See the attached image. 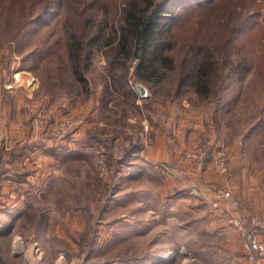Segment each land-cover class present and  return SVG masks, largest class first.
Returning <instances> with one entry per match:
<instances>
[{"label":"rangeland","instance_id":"rangeland-1","mask_svg":"<svg viewBox=\"0 0 264 264\" xmlns=\"http://www.w3.org/2000/svg\"><path fill=\"white\" fill-rule=\"evenodd\" d=\"M126 1L104 0L99 11L91 0H6L0 8V93L20 101L0 106V264L237 263L234 251L221 253L219 238L233 234L219 222L240 204L212 202L216 189L239 198L235 184L220 180L243 161L264 173V0L189 9L161 85L140 82L136 61L126 86L115 85L121 70L110 68L108 47L95 49L86 81L78 80L68 35H84L92 15L95 26L119 24ZM43 14L50 22L38 27ZM233 43L241 62L230 79L176 97L185 57L205 47L223 56ZM195 111L205 128L190 140ZM162 143L169 158L151 160ZM222 152L226 172L217 165Z\"/></svg>","mask_w":264,"mask_h":264},{"label":"trees","instance_id":"trees-1","mask_svg":"<svg viewBox=\"0 0 264 264\" xmlns=\"http://www.w3.org/2000/svg\"><path fill=\"white\" fill-rule=\"evenodd\" d=\"M5 1L0 0V8L5 4ZM102 1L104 0H91L89 5L91 8L96 6L99 11V8L102 9L104 4ZM218 1L127 0L123 6L119 24L111 26H108V23L102 24V22L95 26V17L92 15L91 20H87L92 24H86L87 29L85 30L87 31L84 35L74 32L67 37L68 61L71 62L75 71L74 75L78 80L86 81L83 73L91 66L95 49L108 47L110 50L106 53V58L110 68L121 70L120 76L116 75L114 78L115 85L120 83L122 87L126 86L128 72L134 61H136L134 72L140 82L152 87L161 85L174 67L171 53L176 47L175 39L178 31L176 27L183 16L196 5L211 8L217 6ZM45 14L33 23L38 27L49 24L51 18ZM106 28L110 31L105 34ZM234 30L235 28H233V32ZM236 45L233 43L227 46L223 56H217L211 48L205 47L193 58L185 57L181 62L182 69L178 77L176 97L183 96L189 90L202 96L209 90L211 81L218 78H221V81L230 79L235 73L232 64L236 65L241 62L237 63L236 60H233V51ZM216 100H219L218 95H216Z\"/></svg>","mask_w":264,"mask_h":264},{"label":"crops","instance_id":"crops-1","mask_svg":"<svg viewBox=\"0 0 264 264\" xmlns=\"http://www.w3.org/2000/svg\"><path fill=\"white\" fill-rule=\"evenodd\" d=\"M3 94V95H2ZM3 97V98H2ZM14 94H6L0 93V106L4 105L6 106V109H12L14 106H18L20 104L19 99L14 98ZM16 102V104H15ZM195 114L196 122L194 131L190 132L187 135V128L185 129V132H181L178 134V141L179 143L183 141L184 136H188L191 139H197L200 137L201 130H204V124L202 123V118L197 114V111L193 112ZM191 128L190 126H187ZM179 132V131H178ZM185 139V138H184ZM196 141H194L195 143ZM159 154L157 157L153 156L151 160H157L161 161V158L163 160H167L169 158V155L166 153L167 151V144L162 143L159 145ZM181 147H183L180 144ZM194 147H196V144H194ZM151 153L148 154V158L150 160ZM176 156V154H175ZM250 163H246L245 161L242 162V165L237 168V172L233 177L230 179L221 178V182L227 183V184H235L237 186V191L240 194V206L236 212L233 211V213L245 221H249L251 217L258 215L262 220H264V173L259 171V168H254L253 166L248 167ZM215 175L212 173L208 174L206 176V180H215ZM221 213L220 216H222V210L219 211ZM224 219V220H223ZM226 221V222H225ZM215 226L218 225V223L214 224ZM219 227L222 231L227 233H232L233 236H224L223 238H219L221 241V245H224L223 249L221 250V253L229 251H234V254L236 255V264H245L243 262V259L240 257L242 253L241 245L236 237L235 228L231 226L226 218L222 217V220L219 222ZM259 238L264 241V229H262L259 233ZM250 264V263H249Z\"/></svg>","mask_w":264,"mask_h":264},{"label":"built area","instance_id":"built-area-1","mask_svg":"<svg viewBox=\"0 0 264 264\" xmlns=\"http://www.w3.org/2000/svg\"><path fill=\"white\" fill-rule=\"evenodd\" d=\"M217 165L221 172L228 170L229 160L226 152L220 154ZM222 202H229L237 207L240 204V197L238 198L232 189H216L212 205L215 209H218ZM226 217L236 229L243 249L247 252L251 263L264 264V241L259 238L260 231L264 229V220L255 215L249 221H245L234 213H229Z\"/></svg>","mask_w":264,"mask_h":264},{"label":"water","instance_id":"water-1","mask_svg":"<svg viewBox=\"0 0 264 264\" xmlns=\"http://www.w3.org/2000/svg\"><path fill=\"white\" fill-rule=\"evenodd\" d=\"M139 91L141 92L142 95L146 94V88L145 87L139 86Z\"/></svg>","mask_w":264,"mask_h":264}]
</instances>
